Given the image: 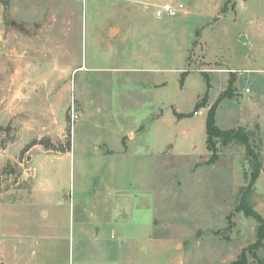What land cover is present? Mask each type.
<instances>
[{
	"label": "rangeland",
	"instance_id": "1",
	"mask_svg": "<svg viewBox=\"0 0 264 264\" xmlns=\"http://www.w3.org/2000/svg\"><path fill=\"white\" fill-rule=\"evenodd\" d=\"M165 2L186 12L156 16ZM230 84L216 124L253 152L217 140L212 162L208 111ZM252 101L264 0H0V264L236 259L257 240L237 207L264 217Z\"/></svg>",
	"mask_w": 264,
	"mask_h": 264
},
{
	"label": "trees",
	"instance_id": "2",
	"mask_svg": "<svg viewBox=\"0 0 264 264\" xmlns=\"http://www.w3.org/2000/svg\"><path fill=\"white\" fill-rule=\"evenodd\" d=\"M227 96L229 97L234 96V88L232 87V84L229 85L228 89L222 93L218 101L215 102L208 111V116L206 121L207 143L209 149H211V151L213 152L211 158L212 162L216 161L218 157L217 140H221L223 144H228L229 142L236 140L246 144L247 147L249 148L250 153L253 152L252 149H250L248 134H246L242 129L232 128L228 130H223L216 124L215 111L217 105L221 99ZM198 107H200L199 104ZM253 157L255 158L256 163L254 164L255 169L252 171L251 174V182H250L251 187H254L255 182L259 177L262 169L260 159L258 158V156L254 154ZM237 209L243 211L244 214L248 216L254 217V219L256 220L257 240L248 249H244L236 259H234L228 264H252L251 257L252 259L256 260L255 262L256 264H264V258L260 257L258 254V249H260L264 245V217L244 199L237 207Z\"/></svg>",
	"mask_w": 264,
	"mask_h": 264
},
{
	"label": "built area",
	"instance_id": "3",
	"mask_svg": "<svg viewBox=\"0 0 264 264\" xmlns=\"http://www.w3.org/2000/svg\"><path fill=\"white\" fill-rule=\"evenodd\" d=\"M183 11H185V5L182 2L177 4L167 2L156 7V16L162 17L168 15L174 17Z\"/></svg>",
	"mask_w": 264,
	"mask_h": 264
},
{
	"label": "crops",
	"instance_id": "4",
	"mask_svg": "<svg viewBox=\"0 0 264 264\" xmlns=\"http://www.w3.org/2000/svg\"><path fill=\"white\" fill-rule=\"evenodd\" d=\"M165 3H167V2H165ZM185 12H186V10H185ZM247 90H248V88H247ZM252 103H253V107H255V108H253L252 111L250 112V116L248 117L249 120L246 119L247 122H245V124L260 123V125L264 126V105L259 104L256 101H252ZM252 119H254V121ZM244 126H246V125H244Z\"/></svg>",
	"mask_w": 264,
	"mask_h": 264
},
{
	"label": "water",
	"instance_id": "5",
	"mask_svg": "<svg viewBox=\"0 0 264 264\" xmlns=\"http://www.w3.org/2000/svg\"><path fill=\"white\" fill-rule=\"evenodd\" d=\"M243 41L246 39L245 35L242 36ZM1 264H5V263H1Z\"/></svg>",
	"mask_w": 264,
	"mask_h": 264
}]
</instances>
